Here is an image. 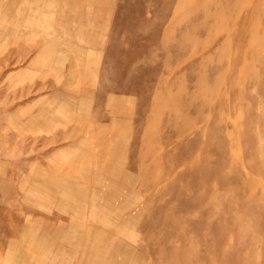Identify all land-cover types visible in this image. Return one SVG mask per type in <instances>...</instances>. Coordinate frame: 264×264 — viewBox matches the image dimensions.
Listing matches in <instances>:
<instances>
[{"label": "rangeland", "instance_id": "374dc122", "mask_svg": "<svg viewBox=\"0 0 264 264\" xmlns=\"http://www.w3.org/2000/svg\"><path fill=\"white\" fill-rule=\"evenodd\" d=\"M108 8L99 68L111 84H130L134 105L133 117L112 129L143 140L134 158L146 167L136 172L150 178L133 186L129 209L143 207L148 233L135 223L119 226L121 236L139 242L170 233L152 254L145 249L151 264H264V0H111ZM10 39L0 32V264H102L89 246L118 223L90 201L97 163L83 159V121H94L93 132L107 113L73 106L88 88L82 67L72 62L66 76L65 60L54 74L31 76L35 51L8 56ZM101 147L95 139L88 148ZM41 173L86 183V198L56 183L71 195L53 207L35 203L28 194ZM67 224L66 239L43 252L39 226Z\"/></svg>", "mask_w": 264, "mask_h": 264}, {"label": "crops", "instance_id": "0c3cea01", "mask_svg": "<svg viewBox=\"0 0 264 264\" xmlns=\"http://www.w3.org/2000/svg\"><path fill=\"white\" fill-rule=\"evenodd\" d=\"M7 1L0 0V32L11 37L10 46L13 51L7 52L8 56L12 53L35 51L29 64L35 69L31 76L41 79L59 71L54 68L56 62L69 61L64 72L66 76H72V62L76 68L82 67L81 73L83 78L86 77V81L83 79V85L88 88L83 92V102L77 98L73 101V106L82 107L83 105L86 115L90 112L99 117H102L103 113L108 114L106 116L109 122L97 123V128L93 132L90 129L94 127V121L92 119L83 121V159L89 160L92 155L96 158L97 164H95V172L93 171L94 187L97 191L101 186L106 189L103 195H99L94 190L90 195L91 203L94 207L98 206V212L112 215L118 225L111 228V231H106V235L100 239L102 243L99 246L90 245L89 249L103 256L102 264H151L145 249L148 248L152 254L153 246L170 240L171 234L158 236L157 240L143 237L139 242H135L133 236H121L123 232L119 227L137 223L140 233L143 236L147 235L150 223L140 220L143 207L135 209L134 212H130L129 209L137 197L133 193V186L136 185L141 189L147 185L150 178L138 177L137 172L143 171L146 166L137 163L134 158L141 154L143 140L112 129V125L116 122L123 123L133 117L134 105L128 93L130 84L127 86L111 84L99 68L110 26L108 24L110 11L106 7L111 0H9L15 1L16 4L4 5L3 2ZM21 3L26 4L23 6L20 5ZM7 15L13 17H7ZM4 44H7L6 40L2 41V45ZM136 110L139 115L140 107ZM37 117L39 119L38 114ZM37 117L31 116L29 121L37 120ZM95 139L102 146L97 151L88 148ZM116 142H122L124 147L115 151L109 149L108 146ZM167 144L169 148L170 141ZM126 157L130 159L126 160ZM167 168L169 167L165 166L162 170L165 171ZM112 174H116L118 178L108 179ZM56 175L59 180L57 182H52L51 177L44 178L45 175L41 173L40 176L43 178L33 183L34 187H31V194L28 195L35 203L45 202L47 207H53L56 202L66 199H62V196L71 195L70 190L60 189L61 192H57L56 183L76 188L75 196L83 197V200L86 198L89 190L86 183L83 182V186H80L76 180L66 174ZM99 199L101 202L98 201ZM113 202L118 205H111ZM82 206L81 209L84 211V205ZM36 222L42 224L41 219ZM177 228L183 230L184 224L178 223ZM100 229L97 228V230ZM38 230L41 232L40 235L48 241L42 248L43 252L47 253L51 243L64 241L65 232L72 230V227L68 224L56 227L45 225V227L39 226ZM30 236L31 234L23 233L22 239H29ZM11 256L8 255L9 260ZM0 261L5 263L7 260L3 258ZM17 264L23 263L19 261ZM34 264H42V262L36 261ZM164 264H180V262Z\"/></svg>", "mask_w": 264, "mask_h": 264}]
</instances>
